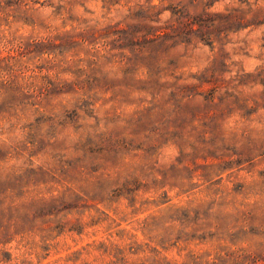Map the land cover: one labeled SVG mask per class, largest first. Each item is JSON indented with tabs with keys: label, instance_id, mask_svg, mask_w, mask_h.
Wrapping results in <instances>:
<instances>
[{
	"label": "rangeland",
	"instance_id": "obj_1",
	"mask_svg": "<svg viewBox=\"0 0 264 264\" xmlns=\"http://www.w3.org/2000/svg\"><path fill=\"white\" fill-rule=\"evenodd\" d=\"M6 199L0 264H264V0H0Z\"/></svg>",
	"mask_w": 264,
	"mask_h": 264
},
{
	"label": "trees",
	"instance_id": "obj_2",
	"mask_svg": "<svg viewBox=\"0 0 264 264\" xmlns=\"http://www.w3.org/2000/svg\"><path fill=\"white\" fill-rule=\"evenodd\" d=\"M190 26V29L195 32L196 29L194 28V21H191L189 23ZM157 32L159 33V35H161V37H165L166 35H168V31L164 28V27H158L157 28ZM125 31H127V29H125ZM129 37V35H128ZM122 39V38H121ZM129 39V38H128ZM0 206L2 208V210L5 212H8L10 214V217L8 219V222L5 224H3L4 226L7 227V231L6 232H2L3 233V238L0 236V243L2 242H6L4 241V238L5 237H10L11 235H14V233H11L12 232V229H14L16 232H18L19 228L23 225V221L21 222V218H19V211L21 209H24L26 206L25 204H15L13 201H7L6 200H2L0 201ZM18 213V214H17ZM17 214V215H16ZM17 220V221H16Z\"/></svg>",
	"mask_w": 264,
	"mask_h": 264
}]
</instances>
